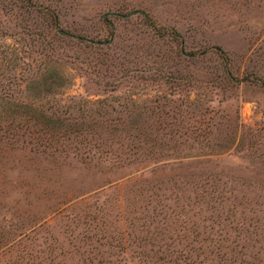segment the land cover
Instances as JSON below:
<instances>
[{"label": "rangeland", "instance_id": "374dc122", "mask_svg": "<svg viewBox=\"0 0 264 264\" xmlns=\"http://www.w3.org/2000/svg\"><path fill=\"white\" fill-rule=\"evenodd\" d=\"M0 127V264H264V0H0Z\"/></svg>", "mask_w": 264, "mask_h": 264}, {"label": "trees", "instance_id": "16d2710c", "mask_svg": "<svg viewBox=\"0 0 264 264\" xmlns=\"http://www.w3.org/2000/svg\"><path fill=\"white\" fill-rule=\"evenodd\" d=\"M51 19H52V23H56L57 21H56V16L53 14V15H51ZM153 26H154V28H156L157 29V31L161 34V35H163V34H167V33H169V34H172V35H177L178 36V33L174 30V29H172V28H170V27H166V26H157V25H155V24H153ZM63 33H64V31H62ZM51 50H54L53 48H51ZM23 112L24 111H21V112H17V115L16 116H20V117H22V115H23ZM50 115V114H49ZM51 116V115H50ZM39 127H37V131L39 132V134L40 133H44V132H42V131H44L45 129V127H46V122H44V123H39ZM21 127V123L18 121V123L17 124H14L13 122L11 123V129H12V133L14 134V132H13V130H14V128H17V127ZM3 127H0V134L2 133V134H4L5 132V130H3L2 129ZM41 128H43V129H41ZM16 140V139H15Z\"/></svg>", "mask_w": 264, "mask_h": 264}, {"label": "water", "instance_id": "95a60500", "mask_svg": "<svg viewBox=\"0 0 264 264\" xmlns=\"http://www.w3.org/2000/svg\"><path fill=\"white\" fill-rule=\"evenodd\" d=\"M140 10L139 9H137V10H134V11H132V12H130V13H134V12H139ZM129 13V14H130ZM127 15V14H126Z\"/></svg>", "mask_w": 264, "mask_h": 264}]
</instances>
